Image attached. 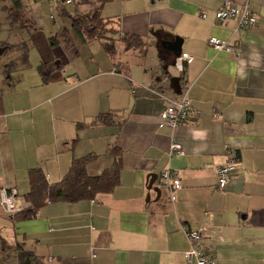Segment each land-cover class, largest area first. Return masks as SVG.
I'll use <instances>...</instances> for the list:
<instances>
[{
	"label": "crops",
	"instance_id": "obj_1",
	"mask_svg": "<svg viewBox=\"0 0 264 264\" xmlns=\"http://www.w3.org/2000/svg\"><path fill=\"white\" fill-rule=\"evenodd\" d=\"M21 1L37 21L30 34L10 29L0 9V188L25 197L31 169L53 184L88 153L97 157L87 173L98 175L113 162L111 143L122 165L115 188L93 199L46 201L35 216L15 221L0 208V235L56 264H193L184 256L189 226L203 228L216 264H264V0H235L258 17L253 28L237 31L234 19L215 20L221 0H109L100 16L145 42L143 54L119 43L114 58L71 29L69 16L75 9L88 14L95 0ZM62 28L72 48L60 36L50 44ZM210 36L240 45L243 54L216 51ZM176 38L193 58L184 72L162 46ZM20 40L29 46L28 65L8 69L20 52L5 54L3 46ZM51 62L56 68L43 82L38 67ZM184 95L197 115L175 129L159 127L160 111ZM108 112L120 126L88 125ZM172 139L183 155L169 154ZM227 148L239 167L219 188L215 167L228 160ZM164 170L180 181L174 200L160 182ZM150 174L160 193L148 188Z\"/></svg>",
	"mask_w": 264,
	"mask_h": 264
},
{
	"label": "trees",
	"instance_id": "obj_2",
	"mask_svg": "<svg viewBox=\"0 0 264 264\" xmlns=\"http://www.w3.org/2000/svg\"><path fill=\"white\" fill-rule=\"evenodd\" d=\"M8 1L10 3L9 6H2L0 9L5 12V21L10 29L23 30L30 34L38 28L35 18L25 13L21 0ZM107 1L109 0H95L97 5L88 14L85 12L77 13L75 9L73 15L69 16L71 29L85 42L91 40L100 41L104 51L111 58L115 57L119 43L125 49L137 50L139 54H143L145 42L141 37L119 33L113 26H110L109 20H105L100 16V9ZM58 36L63 37L67 48H72L68 32L65 28L60 29L57 35L49 39L51 45L58 40ZM28 49L29 46L24 40H20L16 44H4L3 51L5 54L12 51L20 52L19 61H8L7 68L12 69L17 66H27ZM55 68L56 66L53 62L39 65L38 70L43 82L49 80ZM97 124L120 126L121 121L118 120L114 112L99 113L88 125ZM80 126L81 124H78L77 128ZM106 152L112 156L113 162L110 167L95 176L89 175L86 170L87 165L97 157L94 153L73 158L61 180L53 184H49L46 181L40 169H31L28 172L29 190L25 196L30 203V207L13 214L11 216L12 220L15 221L35 216L37 210L46 201L74 203L84 199H93L98 193L111 192L119 183L122 151L115 143H111L107 146ZM12 256L16 258L17 264H56L38 255L34 250L25 248L23 242L15 241L14 244H9L0 235V264L7 262Z\"/></svg>",
	"mask_w": 264,
	"mask_h": 264
},
{
	"label": "built area",
	"instance_id": "obj_3",
	"mask_svg": "<svg viewBox=\"0 0 264 264\" xmlns=\"http://www.w3.org/2000/svg\"><path fill=\"white\" fill-rule=\"evenodd\" d=\"M64 2L70 3L71 1L65 0ZM214 15L215 20L219 23L234 19L235 31L253 28L258 22L257 14L247 3H237L235 0H221ZM200 16L204 18L205 14L201 13ZM208 44L216 51L232 53L236 57H240L243 54V48L240 45L230 44L228 41L214 36L208 38ZM192 59V56L188 53L181 52L180 55L174 59L175 68L179 72H184L185 65L190 63ZM195 115H197V110L193 107L189 98L184 95L179 100L172 101L160 111L158 126L175 129L177 126L190 121ZM212 115L213 117L218 118L220 113L218 111H213ZM226 152L228 154V160L215 167L216 185L219 188H223L226 185L230 177L239 167L236 154L228 148L226 149ZM169 154H184L180 143L176 139H172L170 143ZM159 178L161 183H165L169 187L170 200H174L175 191L181 187L180 181L175 176V173L169 170H164L160 173ZM29 207V201L26 197L19 195L15 187L7 188L3 186L0 188V208L5 215L12 216L13 214L28 209ZM183 231L189 242V247L184 252L185 259L193 264H216L215 260L205 252L203 245V228L183 226Z\"/></svg>",
	"mask_w": 264,
	"mask_h": 264
},
{
	"label": "water",
	"instance_id": "obj_4",
	"mask_svg": "<svg viewBox=\"0 0 264 264\" xmlns=\"http://www.w3.org/2000/svg\"><path fill=\"white\" fill-rule=\"evenodd\" d=\"M162 46L170 51H172L174 53V59L180 55V53L182 52L181 51V39L179 38H176L174 41H167V42H164L162 43ZM155 175L153 174H150L149 177H150V180H149V189L152 188V184H153V177ZM157 177V176H156ZM154 191L160 193L159 190L155 189V188H152Z\"/></svg>",
	"mask_w": 264,
	"mask_h": 264
},
{
	"label": "rangeland",
	"instance_id": "obj_5",
	"mask_svg": "<svg viewBox=\"0 0 264 264\" xmlns=\"http://www.w3.org/2000/svg\"><path fill=\"white\" fill-rule=\"evenodd\" d=\"M9 1L8 0H0V7H2V6H5V7H8L9 6ZM171 64H172V62H171ZM172 66V65H171ZM179 75V74H178ZM2 210V209H1ZM4 219L2 218H0V224H3L4 223ZM1 226V225H0Z\"/></svg>",
	"mask_w": 264,
	"mask_h": 264
}]
</instances>
